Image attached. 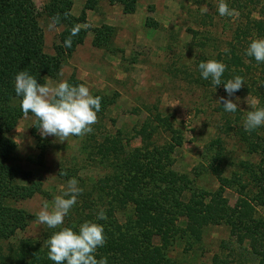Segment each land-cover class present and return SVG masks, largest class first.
Masks as SVG:
<instances>
[{
  "label": "rangeland",
  "instance_id": "1",
  "mask_svg": "<svg viewBox=\"0 0 264 264\" xmlns=\"http://www.w3.org/2000/svg\"><path fill=\"white\" fill-rule=\"evenodd\" d=\"M25 1L43 31L44 52L53 55L62 28L55 27L44 13V5L49 0ZM84 2L73 0L71 13L74 16H79ZM226 2L237 15L220 17L216 10L217 0H137L132 15H124L118 5L100 2L95 11L87 12L90 29L102 25L115 29L114 46L118 51L111 53L93 47V33L89 31L82 45L65 60L57 77L48 79L46 84L55 86L73 75L89 87L93 96L99 93L113 98L114 103L102 115L97 114L93 131L82 137L65 140L42 137L39 130L38 135L48 145L42 166L34 164L37 150L31 129L35 118L29 115L20 119L12 132L17 145L14 164L31 172V179L41 184L44 194L13 203L34 219L12 238L0 240V258L20 241L42 240L53 230L38 223L36 214L45 201L51 207L53 198L63 193L70 178H75L82 189L70 216L81 210L84 214L89 212L83 210L85 205L104 210L96 188L98 181L112 169L102 163L97 154L98 145L106 139H116L119 148L127 153L143 145L149 148L163 145L169 140V134L156 124L154 117L157 114L166 117L183 136L182 146L173 153L172 169L192 179L193 189L211 192L218 187L210 172L200 167L209 163L205 153L213 140H220L219 145L226 155L225 176L237 171L240 161L259 163L260 155L249 154L234 135L240 126L243 127L248 112L256 108L257 100L246 93H235L233 102L237 103L238 110L225 113L216 102L226 96L224 88L202 85L197 70L200 62L216 60L232 46L246 49L249 42L256 39L257 30L252 20L264 21V0ZM147 19L157 26L146 27ZM244 33L252 36L243 39ZM145 123L151 125L146 127L150 138L138 134ZM199 171H203L201 175H198ZM28 182L19 180L22 185ZM237 196L236 191L227 189L224 193L226 205L233 207ZM188 197L189 193H186L182 199L187 201ZM114 212L117 220L123 223L129 210L116 208ZM256 216L264 219V204L256 207ZM176 226L178 232L173 238L164 240L157 232L152 237V244L174 264H217L223 261L227 264H254L224 225L207 227L197 243L183 231L186 226L184 218H180Z\"/></svg>",
  "mask_w": 264,
  "mask_h": 264
},
{
  "label": "trees",
  "instance_id": "2",
  "mask_svg": "<svg viewBox=\"0 0 264 264\" xmlns=\"http://www.w3.org/2000/svg\"><path fill=\"white\" fill-rule=\"evenodd\" d=\"M100 2L120 6L124 15H132L137 4V0H85L79 16L71 13L73 0H49L44 5V13L52 24L62 28L54 54L48 55L44 52L43 31L26 1L0 0V240L12 238L34 219L26 211L14 207L13 203L44 194L41 184L31 179V172L14 164L17 145L12 132L24 117L19 106L20 98L14 92L15 75L19 71H27L38 83L46 84L48 79L57 77L65 60L82 45L89 31L93 33V47L111 53L118 51L114 46L116 33L112 26L90 29L87 25V12L95 11ZM54 17L58 20L54 21ZM252 21L257 30L256 38H262L264 21ZM77 25L80 30L71 37L72 46L66 48L64 40ZM145 26L153 27L157 23L147 19ZM248 35L252 36L244 33L243 39ZM244 51L241 47L232 46L218 55L216 60L226 65L222 81L241 76L244 86L236 93L252 95L257 100L256 107H264V64H257L246 57ZM200 80L206 87L213 86L210 80ZM67 81L72 85L82 84L73 75ZM219 87L223 88V85ZM94 96L102 98L98 115L114 103L113 98L99 93ZM154 118L156 124L169 134V140L163 145L151 148L143 145L127 153L119 148V141L106 139L97 147L102 163L112 169L98 181L96 188L97 198L105 206L106 220H97L96 214L101 210L85 205L83 210L89 212L84 214L81 210L76 215L69 214L65 224L48 232L42 240L20 241L0 258V264H53L47 257V239L62 227L78 230L85 221L104 226L106 244L98 248L97 259L107 257L108 264H174L152 244V237L157 232L164 240L173 238L178 232L176 223L180 218L186 220L183 231L194 243L201 241L207 227L224 225L230 237L244 248L254 264H264V219L256 216V207L264 204V127L245 131L240 126L235 131L234 135L247 152L260 155V160L256 165L240 161L238 170L231 171L229 176L224 175L228 163L223 147L219 145L220 140H213L208 145L205 158L209 163L200 167L210 172L218 182L217 189L210 192L193 189L192 179L172 169L173 153L182 146L183 136L166 117L157 114ZM148 124L141 125L138 134L150 138L151 134L146 131ZM38 132L34 121L31 129L37 150L34 164L42 166L48 145ZM213 149L215 151L211 153ZM202 172L199 171L198 175ZM19 180L29 182L22 185ZM227 189L236 191L238 195L233 207L225 203ZM186 193L189 197L184 201L182 196ZM116 208L129 210L123 223L115 216ZM216 259L214 257V263Z\"/></svg>",
  "mask_w": 264,
  "mask_h": 264
},
{
  "label": "clouds",
  "instance_id": "3",
  "mask_svg": "<svg viewBox=\"0 0 264 264\" xmlns=\"http://www.w3.org/2000/svg\"><path fill=\"white\" fill-rule=\"evenodd\" d=\"M217 12L220 17L234 16L238 13L230 9L226 0H217ZM206 11V9H204ZM54 21L58 17L53 18ZM53 27V25H49ZM80 30L77 25L72 28L70 36L64 40V46H72V36ZM246 57L252 58L257 64H264V38L250 41L244 51ZM200 78L210 80L217 88L223 85L226 96L216 101L225 113H236L237 103L233 102L234 94L244 86L241 76L222 81L226 65L217 60L202 61L197 65ZM14 92L20 98V110L25 117L30 114L35 118L42 137L54 136L65 140L69 137H82L93 131L97 122V114L101 110V97L93 96L88 86L72 85L61 80L55 86L41 84L27 71H19L14 78ZM245 131L264 127V107H256L249 111L243 122ZM64 175V173H62ZM75 178L67 181L62 194L51 202L45 201L36 214L37 222L49 229H56L64 224L71 209L77 204V197L82 193ZM97 220H106L103 210L96 214ZM106 236L102 224L85 221L78 230L62 227L54 232L46 241L47 257L53 264H108L107 257L97 259L98 248L104 247Z\"/></svg>",
  "mask_w": 264,
  "mask_h": 264
}]
</instances>
